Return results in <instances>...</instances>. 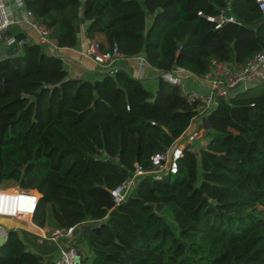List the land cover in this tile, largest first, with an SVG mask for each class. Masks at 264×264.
Masks as SVG:
<instances>
[{
    "label": "trees",
    "instance_id": "trees-1",
    "mask_svg": "<svg viewBox=\"0 0 264 264\" xmlns=\"http://www.w3.org/2000/svg\"><path fill=\"white\" fill-rule=\"evenodd\" d=\"M23 4L52 28L58 47L77 46L82 21L89 41L102 33L107 47L141 55L160 72L179 67L200 76L211 60L244 63L264 50L256 0ZM198 10L234 20L216 28ZM195 113L160 75L155 90L121 67L71 77L61 56L22 41L0 56V186L36 190L33 223L45 227L48 210L58 226L76 225L91 264H264V82L218 98L205 114L206 142L183 149L176 173L139 177L114 205L109 190L134 163L148 168L150 155L173 143ZM49 243L9 230L0 264H49Z\"/></svg>",
    "mask_w": 264,
    "mask_h": 264
},
{
    "label": "built area",
    "instance_id": "built-area-1",
    "mask_svg": "<svg viewBox=\"0 0 264 264\" xmlns=\"http://www.w3.org/2000/svg\"><path fill=\"white\" fill-rule=\"evenodd\" d=\"M256 2L264 14V0H256ZM197 15L214 22L216 28L225 22L234 20L233 17H227L222 13L215 16L206 15L200 10L197 11ZM20 24H27L35 29L38 34L37 43L54 49L57 48L50 39L52 28L37 22L33 13L24 7L23 0H0V42L8 47L16 43L14 36L8 35L7 32L12 26ZM22 41L17 42L18 48ZM84 55L103 70L112 72L114 69L112 63L121 54L115 44L101 50L100 43L92 40ZM146 62L141 57V64ZM180 72H188L199 88L186 87ZM160 76L179 87L184 99L190 104H195L196 113L185 131L173 143L164 150L150 155L148 168H143L138 163H134L133 172L120 184L109 190L114 205H118L124 200L125 195L135 186L139 177L151 174L160 178L176 173L178 160L187 144L190 145L196 139H205L202 136L205 127V114L216 106L218 98L228 99L231 92L237 93L257 82H264V50L256 52L244 63L211 60L208 71L200 76L179 67L168 72H160ZM11 189L0 186V218L12 220L10 225L0 224V237L5 238L9 230H25L37 235L40 239L47 240L54 246V255H52L49 264H82L83 259L75 240L76 225L68 228L56 226L48 232L46 227H39L30 221V226L38 230V232H34L27 228L23 229L17 225L18 223L13 224V222H22L28 218L32 220L40 194L34 189L19 187L14 188V190Z\"/></svg>",
    "mask_w": 264,
    "mask_h": 264
},
{
    "label": "crops",
    "instance_id": "crops-1",
    "mask_svg": "<svg viewBox=\"0 0 264 264\" xmlns=\"http://www.w3.org/2000/svg\"><path fill=\"white\" fill-rule=\"evenodd\" d=\"M10 30L16 31V33L18 32L23 33L24 34L23 41L37 43V40H38L37 32L35 31V29H33L31 26L27 24H20V25L12 26ZM83 30H84V24L81 21L79 23L80 37H79V42L77 46L73 48H66V47L63 48V47H58L55 43L51 41L52 44L57 46V48L54 49L52 47H47V49L50 53H54L62 57V59L65 62L66 69L69 73V76L77 77V78L79 77L95 78L96 72L106 71V70H103L95 62L87 58L84 55V52L87 49L90 41L92 40L99 42L100 45H102L105 48L107 47L108 44L105 39V36L102 33H97L95 37L89 41L88 39L84 37ZM7 48L8 46H5L2 42H0V56L5 55V50ZM141 57L143 56L139 55V56H133V57H123L122 55H120L119 57L115 58V60L113 61L112 68L115 69V68L121 67V68L131 71L133 76L144 80V83L147 85V87H149V89L155 90L156 85H157V77L160 75V71L150 66L147 62L144 64H141ZM179 74L186 87L199 88L198 84L195 82L193 78H191L188 72H180ZM196 140L199 141L200 143L206 142V139H201V140L196 139ZM48 213L49 211L47 210V219H48ZM2 220L3 221L8 220L9 224L12 223L11 219L2 218ZM0 224H4V223H0ZM9 224H6V225H9ZM3 240L4 238L3 236H1L0 243Z\"/></svg>",
    "mask_w": 264,
    "mask_h": 264
},
{
    "label": "rangeland",
    "instance_id": "rangeland-1",
    "mask_svg": "<svg viewBox=\"0 0 264 264\" xmlns=\"http://www.w3.org/2000/svg\"><path fill=\"white\" fill-rule=\"evenodd\" d=\"M1 187H3V188H18V186L12 185V184L1 185ZM3 219H5V218H3ZM30 221H32V220H29V218H28L25 221L15 222L13 224H17L18 223L17 225L21 226L23 229L27 228V229L33 230L34 232H38L37 228H34V227L30 226V224H29ZM0 223L9 224L8 220H4L3 221L2 219H0ZM56 226H58V224L53 219V217H52V215H51V213L49 211L48 219L46 218L45 227L48 229V232H50V229L53 228V227H56ZM78 247H79L80 255H81L82 259L85 261V264H91L92 263V254L89 252L88 248L86 247V244L84 242H82V243L78 242Z\"/></svg>",
    "mask_w": 264,
    "mask_h": 264
},
{
    "label": "water",
    "instance_id": "water-1",
    "mask_svg": "<svg viewBox=\"0 0 264 264\" xmlns=\"http://www.w3.org/2000/svg\"><path fill=\"white\" fill-rule=\"evenodd\" d=\"M79 36H80V33H79ZM14 38H15V41L16 43H14L13 45H11L10 47H8L6 50H5V55H11V54H14L18 51V46H17V42L18 41H21L23 40L24 38V34L21 33V32H18L14 35ZM237 93L236 92H231L230 95H229V98H232L236 95ZM207 127V124L205 125V128ZM189 145H187L186 147H188ZM98 227H95V230L97 229Z\"/></svg>",
    "mask_w": 264,
    "mask_h": 264
}]
</instances>
